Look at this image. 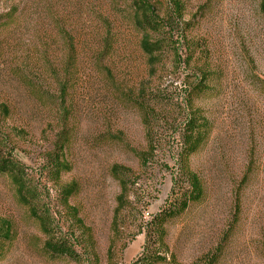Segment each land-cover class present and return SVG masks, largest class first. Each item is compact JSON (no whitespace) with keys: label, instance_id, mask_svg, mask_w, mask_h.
<instances>
[{"label":"rangeland","instance_id":"obj_1","mask_svg":"<svg viewBox=\"0 0 264 264\" xmlns=\"http://www.w3.org/2000/svg\"><path fill=\"white\" fill-rule=\"evenodd\" d=\"M152 2L162 11L165 0ZM182 2L183 33L173 34V40L182 44L177 47L180 62L172 51H166L158 73L150 80L129 13L124 11L127 0H78L70 8L72 24L84 36L80 41L88 44V52L81 55L82 66L75 72L78 82L67 98L72 116L66 126L74 136L67 152L72 169L63 181L78 185L70 203L77 208L86 229L84 239L97 256L93 264H144L138 259L151 229L147 222L173 198L180 133L188 113L183 82L190 80L187 75L194 67H203L210 75L211 90L194 95L192 104L210 128L206 143L191 158V167L204 184L205 198L164 225L165 245L159 250L166 263L156 264H204L219 248L215 264H264V16L259 0ZM10 4L0 0V13ZM94 14L108 16L112 22L113 52L101 64L113 70L115 83L132 89L141 81L149 82L167 98L159 106L154 127L157 149L144 169L131 151L146 145L139 112L115 98L102 67L91 70L81 63L98 41L93 28L101 23L93 21ZM185 38L195 47L188 68ZM14 40L22 44L21 36L9 37L10 42ZM12 59L8 51L0 58V103L11 110L6 120L0 118V128L18 130L12 137L15 154L38 174L60 122L55 105L36 103L10 74ZM114 164L133 171L126 207L116 225L113 218L120 188L111 175ZM40 182L49 188L56 218L67 226L58 213L54 187L45 178ZM2 222L9 224L10 240L3 243L0 264H76L45 252L37 222L17 202L5 176H0ZM147 245L158 251L156 244ZM76 248L82 255L86 251L84 243Z\"/></svg>","mask_w":264,"mask_h":264},{"label":"trees","instance_id":"obj_2","mask_svg":"<svg viewBox=\"0 0 264 264\" xmlns=\"http://www.w3.org/2000/svg\"><path fill=\"white\" fill-rule=\"evenodd\" d=\"M11 2L0 13V58L8 51L13 57L9 64L10 74L22 86L26 95L41 106L55 105L60 122L52 148L42 157L38 174L15 154L16 146L12 140L18 130L5 131L0 128V176H5L13 186L17 202L27 208L29 215L37 222L45 240L43 248L53 257L66 258L76 264L97 263V256L90 249L89 242L84 239L86 231L77 208L70 203L77 193L76 182L65 183L63 176L68 174L72 165L67 158V152L72 144L74 132L67 128L70 120L71 106L68 104V93L76 86L77 74L80 69L81 55L88 52V44L84 36L73 26L70 13L72 5L78 0H5ZM126 10L129 13L130 27L138 37L137 47L145 60L146 76L150 80L159 71L166 51H172L176 62H180L178 44L173 40L174 32L183 33L184 4L182 0H165L164 8L158 9L152 0H127ZM122 11V12H124ZM259 11L264 16V0H259ZM94 16V17H93ZM92 16L93 21H100L101 26L93 28L98 33V41L93 44L94 50L87 55L85 61L91 70L99 71L102 61L113 52L112 22L108 16L100 14ZM99 23V22H98ZM102 28V32H101ZM76 29V30H75ZM22 37V44L10 36ZM183 38V36H181ZM8 41V42H7ZM187 68L192 60L191 51L195 52L193 44L184 40ZM178 44V45H177ZM6 45V47L4 46ZM112 69L105 65L101 72L105 74V83L113 90L115 98L126 107L139 112L141 124L145 133L144 149L133 148L132 154L141 168H146L154 157L157 149L155 139V123L161 113L159 106L163 104L165 94L154 90L149 82L141 81L132 89L118 86L112 77ZM79 72V71H78ZM208 73L203 67L192 68L187 75L190 80L183 82L186 93L187 117L182 127L177 154V171L171 188L172 197L147 224L151 229L146 232L145 246L138 261L144 264L166 263V258L160 248H164V225L181 213H186L191 206L205 198V187L200 176L191 167V158L206 143L209 136L207 119L193 111V96L210 91ZM150 77V78H149ZM11 114L5 103H0V118L6 120ZM64 125V127H63ZM16 133V134H15ZM121 141V137L118 138ZM35 172V173H34ZM133 171L125 166L114 164L111 175L118 181L120 192L116 196L113 223L116 225L118 216L127 203V186L131 182ZM41 178L52 184L55 189L56 206L61 210V222L56 218L52 195L49 188L42 186ZM238 199L235 202V214L238 213ZM61 215V214H60ZM61 222V223H60ZM84 229V230H82ZM82 231V232H81ZM81 233V235H78ZM81 238H80V237ZM10 240V227L7 222L0 224V259L3 256L4 242ZM84 243L86 251L82 255L76 247ZM156 244L158 251H151L147 244ZM220 248L209 255L204 264H215ZM87 256V257H86ZM90 261V262H89Z\"/></svg>","mask_w":264,"mask_h":264},{"label":"built area","instance_id":"obj_3","mask_svg":"<svg viewBox=\"0 0 264 264\" xmlns=\"http://www.w3.org/2000/svg\"><path fill=\"white\" fill-rule=\"evenodd\" d=\"M146 214H148V213H146Z\"/></svg>","mask_w":264,"mask_h":264}]
</instances>
